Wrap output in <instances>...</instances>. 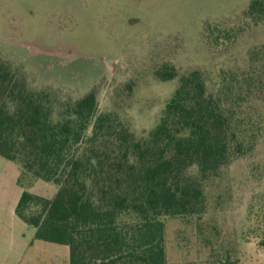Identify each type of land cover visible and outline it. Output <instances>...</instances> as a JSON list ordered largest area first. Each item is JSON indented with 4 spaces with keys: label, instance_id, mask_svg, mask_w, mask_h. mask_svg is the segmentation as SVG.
<instances>
[{
    "label": "trees",
    "instance_id": "1",
    "mask_svg": "<svg viewBox=\"0 0 264 264\" xmlns=\"http://www.w3.org/2000/svg\"><path fill=\"white\" fill-rule=\"evenodd\" d=\"M241 16L264 26V0H248ZM205 33L222 50L240 34L211 23ZM250 56L259 61L264 47ZM155 74L176 86L159 122L137 134L101 111L94 91L73 98L37 86L0 56V156L19 168L15 213L35 240L68 246L70 264H171L165 218L203 215L211 180L262 136L264 114L246 107L262 91L255 71L222 67L211 78L166 62ZM37 180L55 185V194L31 192ZM261 237L264 245V226Z\"/></svg>",
    "mask_w": 264,
    "mask_h": 264
},
{
    "label": "rangeland",
    "instance_id": "2",
    "mask_svg": "<svg viewBox=\"0 0 264 264\" xmlns=\"http://www.w3.org/2000/svg\"><path fill=\"white\" fill-rule=\"evenodd\" d=\"M247 5L248 0H0V56L23 68L37 86L73 98L94 91L99 109L117 113L137 134L159 122L176 86L155 74L166 62L182 72L206 70L211 78L222 67L242 75L255 71L262 91L254 90L246 107L264 114V56L257 62L250 56L264 47V26L247 25L241 16ZM208 23L240 34L222 50L206 39ZM18 175L17 165L0 156V264H70L66 245L40 241L45 246L21 255L5 249L7 237L35 232L17 217L13 223L10 203L22 190ZM29 188L46 197L57 190L41 180ZM206 194L200 217L165 218L169 262L264 264V131L249 155L211 180Z\"/></svg>",
    "mask_w": 264,
    "mask_h": 264
},
{
    "label": "crops",
    "instance_id": "3",
    "mask_svg": "<svg viewBox=\"0 0 264 264\" xmlns=\"http://www.w3.org/2000/svg\"><path fill=\"white\" fill-rule=\"evenodd\" d=\"M21 193H22V190L19 192L18 196L14 199V201L12 203H10V205H11L10 206V212L13 216V223H15V224H18V222L16 220H14L16 217L19 220H21L23 223H25L15 213V209H16V206H17V203L19 201ZM26 225H28V224H26ZM34 235H35V232H34ZM34 235H30L27 237L25 235L18 234V233L15 235L13 234L11 237H7L8 239L5 241V249H8V250L14 252L15 254L21 255V254L33 251L35 249H38L39 247L42 248L41 246H45V245H41V243H38L41 240H35Z\"/></svg>",
    "mask_w": 264,
    "mask_h": 264
}]
</instances>
